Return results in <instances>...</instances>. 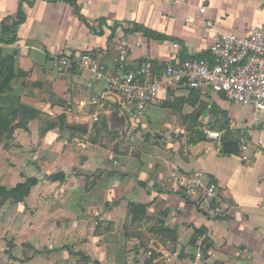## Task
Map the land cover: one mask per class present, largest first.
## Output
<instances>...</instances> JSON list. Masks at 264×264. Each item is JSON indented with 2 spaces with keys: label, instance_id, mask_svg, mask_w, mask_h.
Listing matches in <instances>:
<instances>
[{
  "label": "crops",
  "instance_id": "0c3cea01",
  "mask_svg": "<svg viewBox=\"0 0 264 264\" xmlns=\"http://www.w3.org/2000/svg\"><path fill=\"white\" fill-rule=\"evenodd\" d=\"M19 7L24 19L15 41H0L25 73L13 92L52 116L63 114L66 126L43 129L42 136L35 119L27 130L16 127L23 147L18 174L8 163L0 166L3 184L37 178L15 203L18 260L264 264V111L209 88L172 83L137 115L125 95L104 90V75L58 62L61 54L79 58L88 51L116 72L122 45L124 69L148 61L159 71L172 57H207L215 29L244 35L250 24L263 25L264 0H0V21ZM132 26L138 30L127 31ZM195 115L218 137L171 136L201 125ZM228 138L238 140L236 151L223 150ZM194 170L217 184L223 215L213 217L200 206L198 191L169 178L172 171ZM57 171L63 174L53 178ZM4 245L0 237V260Z\"/></svg>",
  "mask_w": 264,
  "mask_h": 264
},
{
  "label": "built area",
  "instance_id": "2783aa9c",
  "mask_svg": "<svg viewBox=\"0 0 264 264\" xmlns=\"http://www.w3.org/2000/svg\"><path fill=\"white\" fill-rule=\"evenodd\" d=\"M204 10V6L200 8V12ZM172 46H177V43L173 42ZM208 52L207 57H172L159 71H153L148 61L124 69L127 49L123 45L115 58L116 72L109 71L97 55L88 51L82 52L79 58L61 54L58 62L64 69L78 66L104 75V90L125 95L133 103L137 115H142L148 104L158 101L161 87L172 83L199 90L209 88L236 104L252 107L254 112L264 111V24H250L244 35L215 29ZM218 134L209 132L211 137ZM169 178L184 191H198L200 206L213 217L223 215L217 184L209 180L202 170L187 174L172 171Z\"/></svg>",
  "mask_w": 264,
  "mask_h": 264
},
{
  "label": "rangeland",
  "instance_id": "374dc122",
  "mask_svg": "<svg viewBox=\"0 0 264 264\" xmlns=\"http://www.w3.org/2000/svg\"><path fill=\"white\" fill-rule=\"evenodd\" d=\"M23 75L24 73H19L15 66L10 78L6 77L5 72L0 75V166H2L3 162L8 163L13 169V173L11 174H18V154L23 151V147L15 140L14 130L16 127L27 130L30 120L35 119L40 125L39 133L42 136L43 132L48 129L56 126L60 128L66 126L64 124L63 114L52 116L51 113L44 111L41 106L36 104V106H33L35 114L31 117V115H29L30 113L26 112L21 107V103H25L26 105L29 104L25 100L23 101L20 95L14 94L13 88L18 79ZM193 114L194 112H187L186 116L188 120ZM194 118L195 122L201 123V125L195 128H188V130L184 132H171V136H184L185 141L188 142L207 140L210 138V127L213 128V126H206V122L203 121L198 122L196 115ZM93 122H95V120H93ZM150 134V132H148V134H143L144 138H148V135L151 136ZM108 136L109 134H103L102 139L106 141ZM152 138L155 139L156 136L153 135ZM31 147L32 149L34 148L33 146ZM14 169L16 171H14ZM28 177L30 176H25V179ZM11 182L12 180L10 179L7 184H3L0 180V184L7 187L11 186ZM15 203L16 202H13L11 198H0V237L5 241L4 248L1 250L5 260L2 259L0 262L5 264H18V262L23 264L26 261L24 260L25 257L18 260V256L13 253L16 252L18 254V206H16Z\"/></svg>",
  "mask_w": 264,
  "mask_h": 264
},
{
  "label": "trees",
  "instance_id": "16d2710c",
  "mask_svg": "<svg viewBox=\"0 0 264 264\" xmlns=\"http://www.w3.org/2000/svg\"><path fill=\"white\" fill-rule=\"evenodd\" d=\"M21 5V4H20ZM24 19L23 9L19 7V9L14 14H10L5 16L0 21V41L2 43H13L16 39V29L19 23ZM138 27L132 26L127 28V31H137ZM148 33L154 34L152 31H146ZM14 51L9 53H3L2 48L0 46V75L4 72L6 73V77L10 78L12 76V72L15 66L14 61ZM19 73H24L18 70ZM25 74V73H24ZM195 89V88H193ZM21 107L31 115V117L35 114L34 108L30 105H26L25 103H21ZM26 119V118H25ZM228 137V133L224 132L223 138ZM37 182L36 177H28L24 181L17 182L15 185L7 187L5 185L0 184V198H11L13 202L24 201L25 196L28 194L31 186Z\"/></svg>",
  "mask_w": 264,
  "mask_h": 264
},
{
  "label": "water",
  "instance_id": "95a60500",
  "mask_svg": "<svg viewBox=\"0 0 264 264\" xmlns=\"http://www.w3.org/2000/svg\"><path fill=\"white\" fill-rule=\"evenodd\" d=\"M222 147L223 150L226 152H233L236 151L238 148V140L235 138H228V139H223L222 140ZM63 174L62 171H57L53 173L51 176L54 177H59Z\"/></svg>",
  "mask_w": 264,
  "mask_h": 264
}]
</instances>
